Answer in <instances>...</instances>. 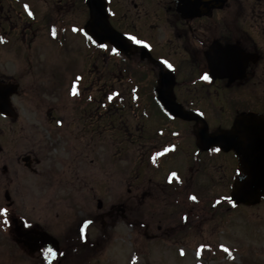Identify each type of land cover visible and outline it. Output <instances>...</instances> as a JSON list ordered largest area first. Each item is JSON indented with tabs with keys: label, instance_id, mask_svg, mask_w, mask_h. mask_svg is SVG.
<instances>
[{
	"label": "flooded vegetation",
	"instance_id": "flooded-vegetation-1",
	"mask_svg": "<svg viewBox=\"0 0 264 264\" xmlns=\"http://www.w3.org/2000/svg\"><path fill=\"white\" fill-rule=\"evenodd\" d=\"M126 34L150 47L132 43ZM0 37L4 59L18 64L19 71L18 76L0 73V80L52 76L59 90L58 98L46 104L48 130L29 135L30 148L16 158L35 179L33 188L61 187V201L75 205L97 181L103 194L113 195L107 196L104 211L103 200L97 199L102 212L90 218L93 225L104 231L123 225L134 242L161 247L201 237L195 250L206 259L199 264L224 256L211 239L233 222V207L225 198L237 160L232 152L211 149L218 147L214 134L233 130L238 121L247 130L249 116L264 112V0H0ZM112 47H119L120 54H113ZM205 73L210 81L201 79ZM47 139L63 142L68 161L46 163ZM0 148L3 154L6 147ZM120 149H126L122 162L127 168L119 171V159L112 157ZM102 150H115L106 165L110 175L101 163ZM87 158L95 165L92 174ZM4 166L1 188L9 194L24 188L16 179L19 170L11 176ZM172 172L179 180L170 182ZM11 206L13 201L7 202ZM9 219L20 225L17 246L28 254L36 249L52 255L40 233L52 234L46 226L31 224L35 231L29 233L23 219ZM181 251L174 260L188 257ZM256 259L250 255L238 264H257Z\"/></svg>",
	"mask_w": 264,
	"mask_h": 264
},
{
	"label": "rangeland",
	"instance_id": "rangeland-1",
	"mask_svg": "<svg viewBox=\"0 0 264 264\" xmlns=\"http://www.w3.org/2000/svg\"><path fill=\"white\" fill-rule=\"evenodd\" d=\"M6 53L0 51V73L4 75H17L18 64L5 60ZM2 60V61H1ZM20 84L19 94L12 97L13 106L18 113L17 122L0 117V146L6 147V151L0 154V207H7V201L4 200V190L1 188L2 166L6 165L11 176L18 171L16 179L21 182L24 188L10 190L13 206L9 209V217L13 216L23 219L29 224H37L39 227L49 229L52 235L61 242L66 243V251L70 253L63 260L53 259L50 253L42 251L41 253L28 254L14 243L15 234L13 233V223L5 225L3 218L0 217V264H74L75 259L85 251L86 246L77 243L78 233H72L74 228L83 226V221L90 219L94 214L105 210L107 205V196L113 193L105 192L99 189L97 181L90 183V192L85 191V195L80 201L71 205L63 203L64 191L62 188L48 187L35 189L32 187L34 178L26 174L22 164H16V158L25 150L30 148L29 135L39 132L44 134L48 130V124L44 122L46 116L45 108L49 101L56 100L59 90L55 89L56 79L52 76H33L28 77L22 74V78L15 79ZM54 86V87H53ZM54 89V90H52ZM58 94V95H57ZM9 129H12L13 132ZM16 142V146H14ZM44 143L49 145L47 150V164L51 162L68 161L69 155L64 153L60 139H47ZM66 145V144H65ZM13 148V149H11ZM115 150H102L101 163L104 164L105 173L110 175L111 156ZM118 155L114 154L112 159H119V171L125 170L127 164L123 163L126 156V149L118 150ZM90 158H87L86 164L89 165ZM116 161V160H114ZM112 161V162H114ZM96 163V162H93ZM107 163V164H106ZM111 165V164H109ZM95 172V165H89V173ZM108 177V176H106ZM122 186V185H121ZM126 187L122 186V192L125 193ZM101 191V192H100ZM107 191V189H106ZM222 193V190H219ZM107 193V194H106ZM94 195V196H93ZM105 198V199H104ZM97 199H102L104 207L102 211L96 209ZM106 201V203H105ZM88 212L85 216L84 212ZM81 212V213H80ZM232 224L226 227L218 228L215 238L211 239L214 245H225L232 251L226 256L218 255L213 257L214 264H227L228 259H233V264L238 261L256 257L257 264H264V203L256 207H245L238 205L232 212ZM58 215V218H56ZM72 225V229L67 227ZM70 229V230H69ZM107 230V229H106ZM87 242L90 240L94 247L88 249V264H199L205 263L195 247L202 244L201 237H194L180 241H167L159 246L155 242L145 243L134 242L131 240V232L125 229L123 225L117 224L115 228H109L107 231L101 229L100 225L91 224L86 228ZM208 234L205 237L208 238ZM97 241V242H96ZM216 241V242H215ZM181 248V249H179ZM184 249L188 257L184 261L174 260V256H180L179 250ZM248 253L247 250H250ZM254 252V256H253ZM228 257V258H226Z\"/></svg>",
	"mask_w": 264,
	"mask_h": 264
},
{
	"label": "water",
	"instance_id": "water-1",
	"mask_svg": "<svg viewBox=\"0 0 264 264\" xmlns=\"http://www.w3.org/2000/svg\"><path fill=\"white\" fill-rule=\"evenodd\" d=\"M18 85L14 83L0 82V114L11 119L17 117L12 103V95L18 93ZM251 125L249 130H243L240 123L236 124L230 132H219L214 135L215 145L226 150H233L237 159L238 173L234 177V183L230 190V196L235 205L255 206L262 200L264 201V114L249 117L245 121ZM4 170L5 167L3 168ZM244 186L250 193L246 196H239L236 193L240 187ZM4 198L9 200V194L6 191ZM101 206L98 202V208ZM15 223V222H14ZM14 233L20 234V226L14 229ZM41 233V232H40ZM44 240L50 242L58 250V243L46 233H41ZM31 249L30 252H33Z\"/></svg>",
	"mask_w": 264,
	"mask_h": 264
},
{
	"label": "snow or ice",
	"instance_id": "snow-or-ice-1",
	"mask_svg": "<svg viewBox=\"0 0 264 264\" xmlns=\"http://www.w3.org/2000/svg\"><path fill=\"white\" fill-rule=\"evenodd\" d=\"M25 9L26 10L28 9V5H25ZM28 15L31 16L32 15V12L29 11L28 12ZM72 30L74 32H76V31H82V29H77L75 27ZM52 35L53 36L56 35V29L55 28L52 29ZM84 35L89 40H91L93 43H96L97 42L96 40H93V37L90 36V35H88L87 32H85ZM126 35H127V39L130 40L132 43H134L136 45H142L145 48H149L150 47V45H148L147 43H145V41H143L141 39H138L135 35H128V34H126ZM0 42H3V38L2 37H0ZM99 47L101 49H104V50H108L109 49V45L106 44V43H99ZM111 52L113 54H115V55H119L120 54L119 47H112L111 48ZM162 63L168 69L174 70L173 65L171 63H169L167 60L162 61ZM80 79H81V77H79V76L76 77V80L77 81L80 80ZM201 79L204 80V81H210L211 78H210V76L207 73H205L204 75H202ZM78 94L79 93H78V91H77V89L75 87V84H74L73 85V88H72V95L73 96H76ZM114 95H116V94H114ZM89 99H91V97H89ZM108 99L111 100L112 99V96H109ZM168 114L171 116V113L170 112ZM200 115H203V113H200ZM57 123L58 124H62L61 121H57ZM211 150L213 152H217L218 153V152H220L221 149L219 147H214ZM165 151H167V149ZM157 155H159V153H157ZM173 178L176 179V180H179V176H178V174L176 172H172L171 173V175L169 177L170 182L173 180ZM249 194L250 193L246 190V188L244 186H241L240 189H239V191L236 193V195H239V196H246V195H249ZM189 199L192 200V201H196L197 200V196L196 195H191L189 197ZM225 199L228 200L229 202H231L233 204V206H235V201H233V199H232L231 196L226 197ZM216 203L219 204L220 201L217 200ZM0 217L3 218V223L5 225H7L9 223V209L7 207H0ZM184 219H185V221H187L188 217L185 216ZM92 223H93V221L91 219H86V220L83 221V226L79 228V232H78L79 239H81V240H86L87 239V236H86V228H87L88 225H91ZM22 227L25 228V229H28L29 230V233H32V232L35 231V229L33 228V226L31 224H29L27 221H24L23 222ZM203 247H204V245H201V249H203ZM220 247L223 249V251H225V252H227V253L230 254V250L225 245L221 244ZM48 251L51 252L52 250L51 249H48ZM183 254H184L183 251H181V255H183ZM197 255H199V250L197 251Z\"/></svg>",
	"mask_w": 264,
	"mask_h": 264
},
{
	"label": "trees",
	"instance_id": "trees-1",
	"mask_svg": "<svg viewBox=\"0 0 264 264\" xmlns=\"http://www.w3.org/2000/svg\"><path fill=\"white\" fill-rule=\"evenodd\" d=\"M75 232L77 234L79 232V230L76 229ZM77 243L84 244L83 247L86 246V249H85V251L81 252L82 253L81 255H83V256H79L78 259L77 258L75 259V263L74 264H88V261H87L88 260V255H89L88 249L91 248V247L93 248L94 245L92 244V242H87V240L79 239V235H77ZM65 244L66 243L61 242V247H60V252H59V254H60L59 260H63V257L65 258L70 253V251H66V249L64 248L66 246Z\"/></svg>",
	"mask_w": 264,
	"mask_h": 264
}]
</instances>
